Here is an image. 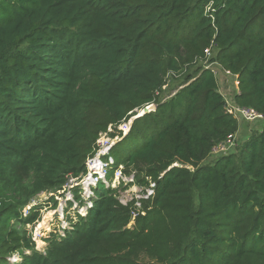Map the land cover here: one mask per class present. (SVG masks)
<instances>
[{
    "label": "trees",
    "instance_id": "16d2710c",
    "mask_svg": "<svg viewBox=\"0 0 264 264\" xmlns=\"http://www.w3.org/2000/svg\"><path fill=\"white\" fill-rule=\"evenodd\" d=\"M205 60L263 120L212 162L239 122ZM150 104L124 135L149 139L106 177L121 164L153 196L123 205L128 185L98 180L85 215L39 251L26 229L38 213L23 209L85 175L100 133ZM0 264H264V0H0Z\"/></svg>",
    "mask_w": 264,
    "mask_h": 264
},
{
    "label": "rangeland",
    "instance_id": "374dc122",
    "mask_svg": "<svg viewBox=\"0 0 264 264\" xmlns=\"http://www.w3.org/2000/svg\"><path fill=\"white\" fill-rule=\"evenodd\" d=\"M211 56L212 52L209 51L206 59L210 58ZM202 63L205 65V67L211 68L215 74L218 83V90L224 97L227 105H233V97L238 91L236 77L232 76L231 74H227L216 63H208L206 60ZM183 78L184 74L177 77L169 75L166 78V85L163 87V90L160 93L161 101L168 100L172 95L175 94L177 90L180 89V84ZM149 106L156 108L154 104ZM141 111L142 109L135 111L136 115ZM235 117L239 122L238 131L234 133L229 139L217 144L213 148V151L207 158L206 162H212V159L229 153H233L234 155L239 154L240 147L243 145V143H245L252 134L258 133L262 127L263 120H260L261 118L246 120L242 119L238 113H235ZM129 120H131V118ZM126 127L128 128V122L123 121L121 125L116 126V128L110 127L107 131V134H103L98 138V142H100L99 149L101 154H97L92 160L86 162L88 171L91 170L93 172L94 169V171L99 172V174L102 171L101 175H99V177L102 178L105 172L100 166V158L103 160V162L105 160H109L110 157H112L114 160H117L120 157L126 156L131 150L141 145L143 141L149 139L150 137L148 132L143 130L140 126H138L131 135L124 137V135H126L125 131H127ZM106 140L112 142L111 145L116 143L112 152H110V149L107 152L105 146L110 143L105 144ZM109 175L111 176L109 177L110 181L105 175L104 181L102 182L105 184V186L115 187V184L117 183L114 182V168L112 169V174ZM87 177L88 174L78 176L73 179L69 178L60 190L56 192L48 190L37 194L32 199L31 203L23 209V215H26L28 213V209L32 206L36 208L38 213L39 219L35 220L32 224H27L26 229L31 234L32 240L39 251L44 250L50 237L53 236L57 239L64 233L63 230L65 227H67L68 222V220L66 221V215L72 217L73 220L76 218V213H79L82 216L85 215V210L91 197V187L95 186L94 183L96 181L95 179L94 181H87ZM102 186V184L98 185L99 191L103 190ZM130 188L131 186L118 191V194H120L119 198L122 201H125L132 196ZM76 194H78L79 200H77L75 196ZM19 260L20 259L17 254L13 255L10 259V261L14 263Z\"/></svg>",
    "mask_w": 264,
    "mask_h": 264
},
{
    "label": "built area",
    "instance_id": "2783aa9c",
    "mask_svg": "<svg viewBox=\"0 0 264 264\" xmlns=\"http://www.w3.org/2000/svg\"><path fill=\"white\" fill-rule=\"evenodd\" d=\"M208 52H209V49H206L205 50V54L207 55L208 54ZM227 74H231L229 71H225ZM233 76V75H232ZM236 77V76H235ZM236 82H237V84H238V80H237V78H236ZM151 105V104H150ZM148 106V105H147ZM226 111L228 112V113H230V114H232L233 116H235V113H238L239 115H240V117L242 118V119H246V120H253V119H257V118H261L262 117V115L260 114V113H258V112H256L254 109H252V108H246V107H239V106H237V105H235L234 103H233V105H227V103H226ZM134 116H132L131 117V119L133 118ZM127 122H128V128H127V131H125L126 133L125 134H127V132L129 131V129H130V127H131V124H132V122H131V120H126ZM123 122V121H122ZM121 122V123H122ZM121 123H119L118 125H116V126H119V125H121ZM116 126H109L108 127V129L110 128V127H113V128H116ZM108 129H107V131H108ZM107 131L106 132H103V133H100V136L99 137H101L103 134H107ZM230 138V137H229ZM228 138V139H229ZM96 143H97V145H98V149H97V151H96V153H95V155L93 156V157H91V158H89L87 161H89V160H92L97 154H101L100 153V147H99V143L100 142H98V139H97V141H96ZM107 143H110V144H108V145H106L105 146V148L107 149V152L109 151V149L112 147V145L114 144H112L111 145V143L112 142H110V141H108V140H106L105 141V144H107ZM103 155V154H102ZM86 161V162H87ZM100 166L104 169V175H103V177L102 178H100L99 177V175H101V173H102V171H101V173L99 174V172H97V171H94V169H93V172L91 171V170H89L88 171V169H87V173L85 174V175H87L88 174V177H87V181H94V179L96 180L95 181V185H96V183H97V181L98 180H101V181H104V177H105V175H106V168L108 167V166H112V164H113V158L112 157H110L109 158V160H105L104 162H103V160L100 158ZM174 165H178L177 163H175ZM104 166V167H103ZM87 167V166H86ZM115 169V175H114V182L115 183H117V184H115V187L117 186V185H119L120 183H122L123 185H128V187H130L131 186V190H130V192H131V194H132V196L131 197H129L127 200H125V201H122L120 198H119V195L120 194H118V200H119V202L121 203V204H123V205H126L129 201H131V200H134V205L137 207V208H139L140 206H141V200H149L152 196H153V194H154V188H155V183L153 182V181H151L150 179H147L148 180V184L147 185H138V184H136L135 182H134V176H133V174H123L122 173V171H121V169H122V165L121 164H118V166L117 167H115L114 168ZM92 172V173H91ZM79 176H83V175H79ZM78 177V176H77ZM99 177V178H98ZM69 178H76V177H69ZM68 178V179H69ZM68 179H67V181H68ZM127 187V188H128ZM92 188V187H91ZM119 191V190H118ZM91 193H92V191H91ZM89 202V201H88ZM90 203H88V205H89ZM87 205V206H88ZM27 207V206H26ZM85 212H86V210H85ZM135 213L133 214V218L135 217Z\"/></svg>",
    "mask_w": 264,
    "mask_h": 264
},
{
    "label": "water",
    "instance_id": "95a60500",
    "mask_svg": "<svg viewBox=\"0 0 264 264\" xmlns=\"http://www.w3.org/2000/svg\"><path fill=\"white\" fill-rule=\"evenodd\" d=\"M153 110H155V107L152 108V107L149 106V105L146 106V107H144V108L142 109V111L139 112V114L135 115V116L131 119V122H133V120H134L135 118H138V117L142 116L143 114H145V113H147V112H150V111H153Z\"/></svg>",
    "mask_w": 264,
    "mask_h": 264
}]
</instances>
